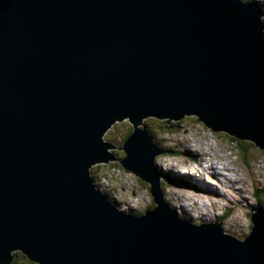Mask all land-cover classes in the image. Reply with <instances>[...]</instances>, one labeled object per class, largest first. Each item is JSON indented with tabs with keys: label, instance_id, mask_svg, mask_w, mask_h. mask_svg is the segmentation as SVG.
<instances>
[{
	"label": "water",
	"instance_id": "1",
	"mask_svg": "<svg viewBox=\"0 0 264 264\" xmlns=\"http://www.w3.org/2000/svg\"><path fill=\"white\" fill-rule=\"evenodd\" d=\"M240 0H0V264H264V206L243 239L164 200L143 119L194 116L264 150V24ZM132 131L122 168L149 184L144 214L114 204L91 168Z\"/></svg>",
	"mask_w": 264,
	"mask_h": 264
},
{
	"label": "rangeland",
	"instance_id": "2",
	"mask_svg": "<svg viewBox=\"0 0 264 264\" xmlns=\"http://www.w3.org/2000/svg\"><path fill=\"white\" fill-rule=\"evenodd\" d=\"M243 1L246 4H252L258 11H263L261 20L264 23V6H262L264 0ZM167 121L168 119H156L154 117L143 119V124L151 132L154 143L167 152L155 158L156 170L161 176H171V172L188 175L189 180L201 188L198 191L187 185L181 186L180 183L168 184L164 179H161L164 200L168 203L169 208L175 211L180 218L190 223H219L224 233L243 239L251 229L252 207L258 203L264 206V150L259 149L250 141L238 140L235 142L233 137L223 132H213L194 116H186L177 121L170 120L174 128H164V123ZM131 131L132 125L128 120L115 123L105 133L104 139L115 147L110 151L118 161L97 164L90 171L96 183L105 187L103 194L112 197L113 200H111L114 204L122 209H129V212L142 215L147 209L154 207L153 198L149 192V184L124 170L119 163V160L124 157V152L118 148H121ZM187 147H190V151H186ZM198 151H206L212 154L206 156L207 158L204 157L210 161L207 168L210 173L207 174L198 165L197 168L207 175L200 176L194 171L192 175L195 174L196 176L193 177L190 173L183 171L188 169V165L183 167L178 161L185 157L183 161L191 164L193 160L190 161L187 157L196 159L199 156ZM197 162L200 163L201 161ZM213 162L218 169L213 167ZM223 166L235 170L232 177L243 178V184L238 181L234 183L226 181L232 184L231 188H226L227 183L222 177L228 179L229 177L222 173V171L225 173L224 170H220ZM214 182L218 183L220 187H217ZM237 185L239 186L238 190ZM217 188H224V190ZM211 192H214L215 195L211 196ZM240 193H243L242 197ZM191 197L194 200H191ZM197 199L198 201H196ZM240 201L243 203L240 204ZM236 202H240L239 206L234 205ZM185 207L188 208L189 215H192L194 219L186 214ZM14 264L37 263L29 261L19 253L18 261L14 260Z\"/></svg>",
	"mask_w": 264,
	"mask_h": 264
},
{
	"label": "bare ground",
	"instance_id": "3",
	"mask_svg": "<svg viewBox=\"0 0 264 264\" xmlns=\"http://www.w3.org/2000/svg\"><path fill=\"white\" fill-rule=\"evenodd\" d=\"M240 1H242V0H240ZM244 2V1H243ZM250 6H251V8L252 9H255V7L252 5V4H250ZM255 10H257V9H255ZM260 13H261V18H262V15H263V11L261 12L260 11ZM260 18V19H261ZM262 21V20H261ZM264 24V23H263ZM213 145V144H212ZM212 147H214V146H212ZM161 148V147H160ZM162 149V148H161ZM212 149V148H211ZM213 150V149H212ZM186 151H190V147H187L186 148ZM198 153H199V156L198 157H196V159H194V158H192V157H187V158H189V160L190 161H192V163L191 164H187L186 163V161L184 162L183 160V158H185V157H183L182 159H181V161H178L179 163H180V165L181 166H183V167H186L187 165H188V169L187 170H183V171H185L186 173H190L191 175H192V173L194 172V171H196L198 174H200V176H203V175H207L208 173H210L209 171H207V168L209 167V165H210V161L208 160V159H206L207 157L206 156H211L212 154H210V153H208V152H206V151H201V152H199L198 151ZM170 154H171V152H170ZM188 154V153H187ZM172 155V154H171ZM185 155V154H184ZM183 155V156H184ZM174 156V155H173ZM176 156H178V155H176ZM179 157H180V154H179ZM204 157H206L205 159H204ZM219 157H220V155H219ZM197 161H201L200 163H198ZM198 165L200 166V168L205 172L206 171V173H204L202 170H200V169H198L197 167H198ZM212 165H213V167H215V169H218L217 168V166H215V163L213 162L212 163ZM224 165V164H223ZM224 170L225 171V173L222 171V173L223 174H225V175H227L228 177H229V179L228 178H226V177H222L224 180H225V182L227 181V182H229V183H234V182H236V181H238V182H241L242 184H243V178L242 179H237V177L235 176V177H232V176H234V171L235 170H233L232 168H228L227 166H223V168H220V170ZM219 171V170H218ZM220 172V171H219ZM160 174V173H159ZM178 174H180V173H178ZM197 174V175H198ZM161 175V174H160ZM180 175H182V174H180ZM210 176L212 175V174H209ZM216 175V174H215ZM238 175V174H237ZM92 176V175H91ZM183 176H185V177H187V179H189V177H188V175H184L183 174ZM193 176V175H192ZM194 176H196L195 174H194ZM193 176V177H194ZM200 176H198L199 178H201ZM93 177V176H92ZM219 178H220V176H218ZM194 179H196V178H194ZM197 180H199L200 181V179H197ZM215 180V179H214ZM93 182H94V185H96L100 190H101V192L102 193H104V190H105V187L104 186H100V185H98L97 183H96V181H95V179H93ZM219 182H221V179H219ZM226 182V183H227ZM214 183H216V182H214ZM229 183H227L226 184V188H231V185L232 184H229ZM201 184V183H200ZM179 185V184H178ZM180 185L181 186H185V184H182V183H180ZM216 185H217V187H220L219 186V184L218 183H216ZM207 188H209L208 186H207ZM238 188H239V186L237 185V190H238ZM218 189V188H217ZM218 190H224V188H220V189H218ZM227 190V189H226ZM245 191H246V189H245ZM222 192V191H221ZM201 194V193H200ZM210 195L211 196H214L215 195V193L214 192H211L210 193ZM240 196L242 197L243 196V193H240ZM246 198H247V196H245ZM206 198H207V196H206ZM191 200H194V198L193 197H191ZM196 201H198V199L196 200ZM246 201H247V199H246ZM205 202H206V200H205ZM241 202V201H240ZM240 202H236V204H234L235 206L236 205H238L239 206V203ZM167 203V202H166ZM243 202H241L240 204H242ZM258 205V204H257ZM190 206H191V204H190ZM254 207V206H253ZM177 208V207H176ZM185 210H186V214L188 215V216H190L192 219H194V217L192 216V215H189V212H188V208H184ZM201 212V211H200ZM199 212V213H200ZM180 213V212H179Z\"/></svg>",
	"mask_w": 264,
	"mask_h": 264
},
{
	"label": "trees",
	"instance_id": "4",
	"mask_svg": "<svg viewBox=\"0 0 264 264\" xmlns=\"http://www.w3.org/2000/svg\"><path fill=\"white\" fill-rule=\"evenodd\" d=\"M262 6H264V5H262ZM148 129V128H147ZM148 131H149V129H148ZM149 133L151 134V132L149 131ZM235 142H238V140H236L235 138H232ZM159 146V145H158ZM160 147V146H159ZM92 179H94V177H92ZM163 191V190H162ZM111 199L113 200V198L111 197ZM148 210V209H147ZM146 210V211H147ZM145 211V212H146ZM19 255V253H17V255H16V257ZM23 256V255H22ZM25 257V256H24ZM13 264H14V262H13Z\"/></svg>",
	"mask_w": 264,
	"mask_h": 264
},
{
	"label": "flooded vegetation",
	"instance_id": "5",
	"mask_svg": "<svg viewBox=\"0 0 264 264\" xmlns=\"http://www.w3.org/2000/svg\"><path fill=\"white\" fill-rule=\"evenodd\" d=\"M122 159V158H121Z\"/></svg>",
	"mask_w": 264,
	"mask_h": 264
}]
</instances>
